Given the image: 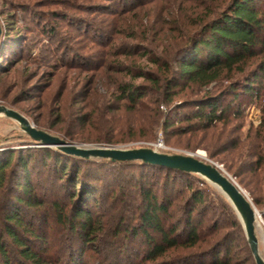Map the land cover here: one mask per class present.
<instances>
[{
  "label": "rangeland",
  "instance_id": "1",
  "mask_svg": "<svg viewBox=\"0 0 264 264\" xmlns=\"http://www.w3.org/2000/svg\"><path fill=\"white\" fill-rule=\"evenodd\" d=\"M229 1L0 0V23L12 35L4 41L8 49L0 54V105L19 112L36 129L82 148H152L216 164L262 213L256 219L255 233L264 260V76L255 82L261 90L259 97L243 92L224 97L225 105L241 103L240 116L231 115L228 123L209 128L185 119L194 106H185L184 101L197 96L188 89L175 96L170 106L161 104L159 92L146 91L139 113L126 110L114 94L116 77L131 80L127 67L155 68L145 53L172 56L184 37ZM134 82L150 86L144 78ZM166 119L171 123L167 128ZM188 128L192 130L185 132ZM44 148L65 153L36 142L19 121L0 113V158L10 152L29 158L31 185L42 203L25 214L35 230L46 234L43 249H50L51 262L64 256L62 264H71L70 254L80 257L83 264H116L119 258L124 264L129 258L142 262L147 250L139 231L142 184L151 187L159 199H173L168 223L181 218L183 201L192 189L203 191L201 211L194 213L203 220L201 246L170 250L164 259L171 264L211 262L212 254L202 255L220 245V257L232 264H256L239 213L205 177L70 154L62 162L71 157V169L80 170L79 178L94 198L88 201L89 207L96 210L103 225L95 244L84 245L86 251L80 253L82 244L61 225L53 206L58 202L70 210L72 186L59 172L54 155L47 157ZM9 185L0 194V214L6 208L8 190L13 197L17 194ZM85 198L83 194L79 202ZM120 219L122 232L116 229ZM28 225L32 232L31 222ZM134 226L138 228L135 234L128 230ZM6 240L15 250L13 240ZM192 254L199 255L181 261Z\"/></svg>",
  "mask_w": 264,
  "mask_h": 264
},
{
  "label": "trees",
  "instance_id": "2",
  "mask_svg": "<svg viewBox=\"0 0 264 264\" xmlns=\"http://www.w3.org/2000/svg\"><path fill=\"white\" fill-rule=\"evenodd\" d=\"M10 36H12L10 32L3 29L0 54L8 49L9 46L6 47L4 41ZM177 46L172 56L158 53H154L153 56L145 53L147 61L155 66L153 69L127 67L131 80L118 81L119 78L116 77L114 94L117 100L126 110L139 113L146 91L159 92L161 104L170 106L175 96L188 89L197 96L188 100L183 99L185 106H194L191 114L185 116L187 121L197 120V126L200 128L228 123L231 115L240 116L241 103L234 101L225 105L223 99L226 95L232 94L237 97L243 92L259 97L261 94V90L255 87V82L264 76V0H230L222 11L208 21H203L198 30L184 37ZM138 78H144L150 82V86L135 83L134 80ZM240 88L242 91H239ZM86 122L88 121L83 124ZM164 122L165 128L171 125L168 119ZM185 130L188 132L192 128ZM43 150L47 157L54 155L53 159L61 168L59 172L72 186L73 205L70 210L67 212L66 207L58 202L53 206L61 225L82 244L80 248L83 250L78 251L84 253L86 248L83 246L95 244V240L99 238L98 234L103 229L102 219L96 216V210L89 207L88 201L94 198L79 178L80 170L71 169V157L67 162H62L70 154L53 152L47 148ZM133 162L164 169L168 173L191 174L141 161L114 163L123 165ZM29 166V158L15 152L0 158V194L9 182V189L17 192L13 197L8 190L6 208L0 214V264H62L64 256L58 257L54 262L48 259L51 251L48 247L43 249L46 234L35 230L33 221L26 218L25 210L39 207L42 203L38 199L37 191L32 188ZM139 186L141 195L139 231L143 232L147 250L143 257L144 261L135 263L129 258L127 264H146V260L151 264H171L170 259H164L170 250L201 246L202 232L199 226L203 220L194 216L197 209L201 211L204 202L201 189L190 191L183 201L181 218L168 223L167 218L172 216L170 207L173 199L168 197L159 199L151 187L142 184ZM83 194L86 198L79 202ZM29 222L32 232H28L27 229ZM122 224L123 219H120L116 226L117 231L124 230L121 228ZM137 229L134 226L128 230L135 234L138 232ZM148 230L158 234L159 237L154 238L155 236H152ZM125 233L129 232L125 231ZM6 237L13 240L15 250L10 247ZM36 241L41 243L35 245ZM220 246L214 247L212 253L202 255L204 257L212 254L211 262L200 264H232L229 258L220 257ZM198 255L192 254L181 261L187 262L192 256ZM68 258L72 261L71 264H83L82 259L80 257L77 259L75 254H70ZM116 264L124 263L119 258Z\"/></svg>",
  "mask_w": 264,
  "mask_h": 264
},
{
  "label": "water",
  "instance_id": "3",
  "mask_svg": "<svg viewBox=\"0 0 264 264\" xmlns=\"http://www.w3.org/2000/svg\"><path fill=\"white\" fill-rule=\"evenodd\" d=\"M2 37L3 27L0 23V47L2 43ZM0 113H4L6 116L19 121L22 128L36 142H40L46 146H53L67 154H72L83 158H108L113 162L141 161L143 163L160 165L182 172L196 173L205 177L211 183L217 185L232 202L243 221L256 264H264V260L259 254L258 239L255 233L256 219L257 217H260L262 213L255 208L251 200L234 181V179L216 164L205 162L190 155L161 153L152 148H82L78 145L68 143L65 140L51 135L45 131L36 129L22 114L13 109L0 105Z\"/></svg>",
  "mask_w": 264,
  "mask_h": 264
}]
</instances>
